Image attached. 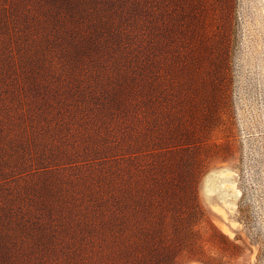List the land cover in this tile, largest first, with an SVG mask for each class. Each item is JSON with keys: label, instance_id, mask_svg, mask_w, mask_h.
I'll return each instance as SVG.
<instances>
[{"label": "rangeland", "instance_id": "rangeland-1", "mask_svg": "<svg viewBox=\"0 0 264 264\" xmlns=\"http://www.w3.org/2000/svg\"><path fill=\"white\" fill-rule=\"evenodd\" d=\"M177 144L174 264H264V0H0V264H94L53 178Z\"/></svg>", "mask_w": 264, "mask_h": 264}, {"label": "trees", "instance_id": "trees-1", "mask_svg": "<svg viewBox=\"0 0 264 264\" xmlns=\"http://www.w3.org/2000/svg\"><path fill=\"white\" fill-rule=\"evenodd\" d=\"M133 82L126 83L122 89L120 101L127 108L137 104V85ZM97 129L88 134L95 136V149L100 146L111 149L110 143L112 147L119 144L116 140L102 141L105 133ZM125 131L119 132L121 139L130 134ZM136 137L137 134L134 141ZM170 147L165 150L169 155L162 156L161 161L151 147L84 160L82 164L107 165L90 164L92 167L81 176L62 174L53 178L50 189L55 188L58 198L46 199V211H52L51 207L64 209L65 215L61 214L59 221L67 225L66 229L76 230L74 235H63L64 240L88 238L89 243L97 244L94 264H101L102 259L107 260L105 264H174V239L167 233L168 225L184 222L186 209L194 207L186 205V198L190 199L194 192L186 194V179L173 169L174 164L185 161L184 147L178 144ZM57 166L65 169L64 164ZM3 230L7 232V226ZM51 231L55 232L53 226ZM4 248L0 242V249Z\"/></svg>", "mask_w": 264, "mask_h": 264}]
</instances>
